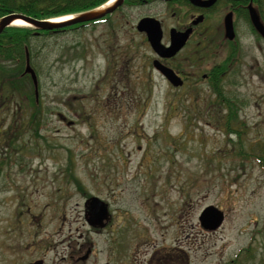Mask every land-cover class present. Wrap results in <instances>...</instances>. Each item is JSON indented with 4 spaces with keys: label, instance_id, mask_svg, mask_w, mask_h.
Masks as SVG:
<instances>
[{
    "label": "rangeland",
    "instance_id": "1",
    "mask_svg": "<svg viewBox=\"0 0 264 264\" xmlns=\"http://www.w3.org/2000/svg\"><path fill=\"white\" fill-rule=\"evenodd\" d=\"M131 5L29 38L22 60L5 63L20 78L27 55L37 89L19 113L16 96L0 101V264H264V41L238 19L228 66L193 40L170 63L188 77L174 88L135 29L161 15L166 42L174 20ZM92 197L107 207L101 228L88 223ZM210 207L223 214L215 231L198 221Z\"/></svg>",
    "mask_w": 264,
    "mask_h": 264
},
{
    "label": "flooded vegetation",
    "instance_id": "2",
    "mask_svg": "<svg viewBox=\"0 0 264 264\" xmlns=\"http://www.w3.org/2000/svg\"><path fill=\"white\" fill-rule=\"evenodd\" d=\"M201 1L207 2L209 0ZM129 3H132L133 5L131 6L134 8L154 6L157 4V6H164L167 9L166 11L169 13L170 18L174 20V26L168 29L166 42H162L163 30L161 25V15L159 16L160 19L159 17L153 16L142 17L153 18L159 22L161 29L160 42L165 48L171 46V32L174 34H181L191 30V33L187 37L184 45L173 57L161 58L154 53L156 59L152 61V63L157 61L162 66L171 69L183 81V83L187 81L188 77L184 75L178 67L170 66V63L177 59L182 52L190 48V44L193 40H197L198 45H204V47L208 48L214 55L219 50H222L226 55V60H229L228 63L230 65L228 64V66L236 64V60L241 52L240 45L238 43V26L236 23L238 19L244 18V20H246L250 25L253 33L264 41V39L261 38L253 28L249 16V8L254 9L260 22L264 26V0H214V2L209 6H197L189 2V0H123L122 5L116 10L121 9L124 6H129ZM226 17L230 19L233 29V38L231 40L225 38ZM209 21H211L212 24L210 28H207L205 25L210 24ZM214 29L215 34L209 35ZM141 34L145 36L144 33ZM215 66L216 65H212L208 72L202 75L203 81H207L211 78V74L214 70L218 69ZM92 228L95 229L94 227Z\"/></svg>",
    "mask_w": 264,
    "mask_h": 264
},
{
    "label": "water",
    "instance_id": "3",
    "mask_svg": "<svg viewBox=\"0 0 264 264\" xmlns=\"http://www.w3.org/2000/svg\"><path fill=\"white\" fill-rule=\"evenodd\" d=\"M194 5L197 6H209L214 0H209L203 2L201 0H189ZM123 3V0H116L113 5L107 8H99L90 12L82 13L75 16H70L63 22H57V20H36L20 14H10L0 19V34L7 28L14 26L13 23L16 21H22L27 27L34 28L39 31H56L66 27L84 24L94 21H99L105 18L107 15L112 14L117 8H119ZM250 21L257 32V34L264 39V26L260 22L254 9L249 8ZM136 30L140 33H144L153 52L161 58H171L173 57L184 45L187 37L191 33V30L186 31L181 34H174L171 32V46L165 48L161 45V29L159 22L153 18H143L141 19ZM225 38H233V29L230 19L226 17L225 19ZM153 67L158 71L165 80L174 88H180L183 85V81L169 68L162 66L157 61L153 62ZM24 74L30 76L34 89H37V79L34 71L30 68L29 59L26 55V67ZM36 94V92H35ZM88 209L91 217L88 221L89 225L92 227H102L103 220L107 216V207L98 198L92 197L88 203ZM198 221L200 226L207 231H215L218 229L223 221V214L218 212L213 208L205 209L199 216ZM85 259V258H83ZM82 259V260H83ZM32 264H42L41 261L34 262Z\"/></svg>",
    "mask_w": 264,
    "mask_h": 264
},
{
    "label": "trees",
    "instance_id": "4",
    "mask_svg": "<svg viewBox=\"0 0 264 264\" xmlns=\"http://www.w3.org/2000/svg\"><path fill=\"white\" fill-rule=\"evenodd\" d=\"M109 1L110 0H0V19L10 14H20L36 20H55L96 10ZM111 15L112 14L107 15L105 18L99 21L78 24L56 31H39L31 27H9L5 29L0 34V71L3 74V77L0 78V84L2 82L6 83L10 85L11 89L9 90L7 96L2 97V95H0V101H11L13 98L17 97V101H19V106L15 107L17 113L19 112L16 108H19L20 105H24V103L27 101L29 102L30 106L32 105L33 107H35L34 86L31 78L24 73H22L23 75H21L20 78L19 76L18 78L16 76L12 78L11 76L6 75V73H8L9 71L5 66V63H11L14 61L16 65V63H19V60H22L25 46L29 38L38 37L43 34L62 33L76 26H89L95 25L97 23H103L108 20L109 16ZM24 77H27L29 79V82L31 83V95L27 93L25 94L22 90L24 86H22L23 81L21 80V78ZM214 77L215 72L211 74V78L213 79ZM221 77L222 75L218 73L216 75V78L218 80L210 81L212 90H214V92L218 93L219 91L218 87L220 85ZM15 79H17V81H21V83H18V85L15 86L13 85L12 87V84L14 83L12 80ZM14 89L16 92L13 91ZM13 124H15V122H13ZM9 132L12 131L9 130ZM258 159L260 160L259 165L264 170V161L262 157L259 156ZM239 256L241 262L245 258L252 257L253 253L251 248L248 247L247 249L241 250Z\"/></svg>",
    "mask_w": 264,
    "mask_h": 264
},
{
    "label": "bare ground",
    "instance_id": "5",
    "mask_svg": "<svg viewBox=\"0 0 264 264\" xmlns=\"http://www.w3.org/2000/svg\"><path fill=\"white\" fill-rule=\"evenodd\" d=\"M116 0H111L109 1V3H107V5H104V8L110 7L111 5H113V3H115ZM102 7V8H103ZM65 19H59L57 20V22H63ZM14 26H18V27H25L26 25L22 22V21H16L13 23Z\"/></svg>",
    "mask_w": 264,
    "mask_h": 264
}]
</instances>
